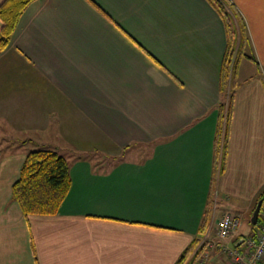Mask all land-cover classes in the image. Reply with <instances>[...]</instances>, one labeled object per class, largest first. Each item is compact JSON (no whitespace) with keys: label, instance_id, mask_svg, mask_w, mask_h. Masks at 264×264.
Segmentation results:
<instances>
[{"label":"crops","instance_id":"crops-1","mask_svg":"<svg viewBox=\"0 0 264 264\" xmlns=\"http://www.w3.org/2000/svg\"><path fill=\"white\" fill-rule=\"evenodd\" d=\"M231 1L248 38L226 140L227 34L208 0L26 7L0 50V264H176L196 239L203 264H228L224 245L256 227L221 239L218 222L250 221L264 192V0ZM37 149L69 166L54 215L13 197Z\"/></svg>","mask_w":264,"mask_h":264},{"label":"trees","instance_id":"trees-1","mask_svg":"<svg viewBox=\"0 0 264 264\" xmlns=\"http://www.w3.org/2000/svg\"><path fill=\"white\" fill-rule=\"evenodd\" d=\"M34 0H4L0 4V50L10 43L26 7ZM218 11L226 28L227 45L221 64V90L224 101L221 105L226 118L225 140L232 117L233 97L238 86L237 72L248 38L245 19L231 0H208ZM72 178L65 157L55 150L37 149L30 151L22 165L19 178L13 184V197L19 202L25 214L54 215L65 200L71 188ZM257 224L264 219V192ZM258 204V203H257ZM199 243L196 239L181 254L176 264H194L197 256L189 259Z\"/></svg>","mask_w":264,"mask_h":264},{"label":"built area","instance_id":"built-area-1","mask_svg":"<svg viewBox=\"0 0 264 264\" xmlns=\"http://www.w3.org/2000/svg\"><path fill=\"white\" fill-rule=\"evenodd\" d=\"M239 226L240 218L227 212L218 222V235L221 239L235 236ZM224 250L232 264H264V223L253 234L237 236L235 245Z\"/></svg>","mask_w":264,"mask_h":264},{"label":"rangeland","instance_id":"rangeland-1","mask_svg":"<svg viewBox=\"0 0 264 264\" xmlns=\"http://www.w3.org/2000/svg\"><path fill=\"white\" fill-rule=\"evenodd\" d=\"M224 100L225 101H227L228 99H227V97L226 98H224ZM250 221H247L245 224H241L240 226H239V228L240 229H242L243 230V232L244 233H248V228H249V226L251 227L252 226V222H251V217H250V219H249ZM217 231H218V225H217ZM218 237L220 238V236L218 235ZM231 238V237H230ZM235 238V237H234ZM202 243V245H197L194 249H193V251H192V253H191V255H190V257H189V259H192L193 257H196L197 256V259H196V262L194 263V264H203V261L205 260V258L208 256V252H206L205 250H204V247H205V245H206V241L204 240V241H202L201 242ZM225 247H232V246H228V245H224ZM223 252H225V250H224V248H223ZM226 253V252H225ZM227 254V253H226ZM228 255V254H227ZM229 256V255H228ZM228 264H232V262H231V259H230V257H228Z\"/></svg>","mask_w":264,"mask_h":264},{"label":"water","instance_id":"water-1","mask_svg":"<svg viewBox=\"0 0 264 264\" xmlns=\"http://www.w3.org/2000/svg\"><path fill=\"white\" fill-rule=\"evenodd\" d=\"M263 200H259L255 210L253 211L252 217H251V222L252 224H257L258 218L260 215L261 207H262Z\"/></svg>","mask_w":264,"mask_h":264}]
</instances>
